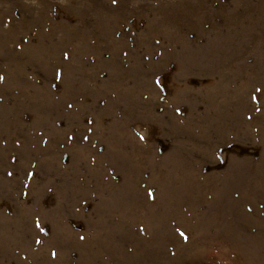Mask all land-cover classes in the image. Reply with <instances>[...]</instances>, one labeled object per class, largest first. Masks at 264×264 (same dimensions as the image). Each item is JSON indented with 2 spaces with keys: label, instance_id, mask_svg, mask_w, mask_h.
<instances>
[{
  "label": "rangeland",
  "instance_id": "374dc122",
  "mask_svg": "<svg viewBox=\"0 0 264 264\" xmlns=\"http://www.w3.org/2000/svg\"><path fill=\"white\" fill-rule=\"evenodd\" d=\"M0 264H264V0H0Z\"/></svg>",
  "mask_w": 264,
  "mask_h": 264
}]
</instances>
